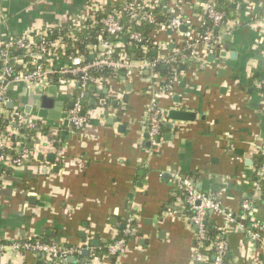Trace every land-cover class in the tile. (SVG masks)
<instances>
[{"label":"crops","instance_id":"1","mask_svg":"<svg viewBox=\"0 0 264 264\" xmlns=\"http://www.w3.org/2000/svg\"><path fill=\"white\" fill-rule=\"evenodd\" d=\"M92 1L0 0V43L79 15ZM119 1L97 0V6L113 7ZM203 1L160 0L157 9L172 17L181 2L180 14L196 19ZM232 11L219 30L223 49L206 58L204 69L182 63L173 94L159 100L168 121L155 148L150 149L146 133V74L119 72L101 90L90 87L84 102L98 106L84 109L88 121L77 132L65 123L71 89L55 83L42 88L51 96L48 88L55 86L54 99L63 103L58 120L40 117L45 127L57 129L54 149L23 157L19 165L0 158V239L85 243L89 250L68 263L88 264L90 251L105 256L106 246L132 222L135 234L122 254L99 264H200L193 261L195 229L185 216L183 192L171 176L176 171L201 191L216 193L221 206L233 213L241 200L252 199L253 217L264 223V190L255 176L258 148L264 144V110L255 86L264 78V0H236ZM147 38L151 58L179 42L176 32L156 27ZM159 70L165 74L167 68ZM35 92L36 87L23 83L7 87L13 105L2 108L0 122L13 109L30 107ZM171 109L194 118L169 119ZM19 130L7 124L0 128L10 140ZM5 147L0 156L11 158L25 149L12 140ZM209 219L224 227L228 252L223 264H264V248H251L236 224L224 226L217 211ZM0 264L52 263L44 254L7 252L0 254Z\"/></svg>","mask_w":264,"mask_h":264},{"label":"built area","instance_id":"2","mask_svg":"<svg viewBox=\"0 0 264 264\" xmlns=\"http://www.w3.org/2000/svg\"><path fill=\"white\" fill-rule=\"evenodd\" d=\"M181 2H177L178 8L172 12L174 16L157 22L155 11L160 6V0H120L118 6L113 7L102 6V3L97 6L96 0L90 2L79 15L68 16L64 21L0 43V113L6 104L12 102L7 93L9 85L23 83L29 87L47 88L55 83L57 87L66 86L71 89L72 106L68 109L67 121L72 130L77 132L88 121L83 101L90 87L101 90L119 72H124L127 76L132 72L146 73L145 81L150 93L145 110L146 133L150 149L155 148L161 140L162 127L168 121L167 110L159 105V100L173 94L183 73L180 68L182 63L193 62L197 69L209 66L206 58L223 49V30H219L229 23V20H225L224 12L217 9L214 0H204L200 4L201 11L197 14V20L180 14ZM109 7L111 11L105 15L100 14ZM145 24L176 32L179 37L178 45L168 53L159 52L157 57L147 56L150 50L149 39L136 30ZM182 26H185V30L181 29ZM81 33L87 34L82 38ZM161 47L165 49L164 46ZM132 48L138 49L139 57L134 52H129ZM16 51L18 53H14ZM160 66L167 68V74L161 73ZM255 86L259 90L264 110V78L256 81ZM95 94L97 95V91ZM118 107L124 110V103L119 101ZM4 118L9 128L14 126L18 129L37 130L32 137L35 142L32 149H22L16 158L0 156L8 165H19L23 157L54 149L57 129L50 128L52 137H45L41 133L45 125L37 114H26L15 108L4 115ZM10 141L0 131L2 152ZM258 154L262 162L255 169V176L259 182H264V144L258 148ZM171 176L184 194L185 209L189 211L185 216L195 229V263L209 260L210 256L204 254L203 250L212 253L208 264L224 263L228 252L224 227H218V233L213 239L209 238L206 229V219L215 211L222 214L224 226L236 224V230L244 235L251 248L256 244L264 248V223L253 217L252 199L241 200L238 212L233 213L221 206L216 193L201 191L195 181L181 172H172ZM134 234L135 228L128 223L122 235L106 246L105 256L99 257L90 251L92 258L88 264H99L103 258L122 254L128 239ZM206 241L208 244H205ZM84 245L85 243L69 245L42 239H0V254L31 252L48 256L52 264H68L69 258L79 257L84 250H89Z\"/></svg>","mask_w":264,"mask_h":264},{"label":"trees","instance_id":"3","mask_svg":"<svg viewBox=\"0 0 264 264\" xmlns=\"http://www.w3.org/2000/svg\"><path fill=\"white\" fill-rule=\"evenodd\" d=\"M215 3H216V6H217V9H219L220 11H223L224 14H225V20H228L230 18H232L233 14H232V5L234 2H236V0L234 1H229V0H214ZM115 6H118V4H115ZM110 8V7H109ZM107 9L105 10L104 12H101L100 14L102 15H105L107 14L109 11H111V8L110 9ZM200 11V10H199ZM155 14H156V20L157 22H160L164 19H166L167 17L169 16H166V15H163V13L160 11V10H156L155 11ZM156 25H152V24H145L143 25L142 27H137L136 30L139 31L140 33H142V35L147 38L149 36V33H151L154 29H155ZM215 31H218L217 29ZM87 33H81L80 36L83 38L86 36ZM94 37V33H92ZM129 52H134L135 56L136 57H139L140 55V52L138 51V49H129ZM14 53H18V51L14 52ZM150 54L151 52L148 53L147 56L150 57ZM0 68H1V64H0ZM106 73V72H105ZM165 74H167V70L165 72ZM91 106H98L97 104L95 105H90L89 103H86L83 101V110L85 108H89ZM4 126H6V121H3V122H0V128L3 127L4 129ZM37 132L36 129H25V128H20L19 130V135H11V140L13 142H21L22 144V147H25L27 149H32L33 148V143L34 141L32 140V137L35 135V133ZM41 133L47 137L48 139H50L52 136H50V133H49V129L47 127H44L42 130H41ZM58 137V135H57ZM55 139V138H54ZM58 146V148L60 147V144L58 143H55V146ZM10 153V152H9ZM262 162V158L261 156H258L257 157V162H256V165H260ZM187 177H189L188 175H185ZM262 183V186H263V190H264V182H261ZM183 199H184V194H183ZM187 211V209H186ZM189 213V211H188ZM246 224L248 223L247 221L245 222ZM131 226L134 227L135 224H133L131 222ZM206 229L208 231V236L210 239H213L217 233H218V227L216 226V224L214 222H212L209 217L206 219ZM47 241V240H46ZM205 244H208V241H206ZM100 251H103V249H100ZM203 251H207V250H203ZM208 255L210 256L209 260L206 261L204 264H208L210 261H211V256H212V253L209 252ZM225 260H226V257H225ZM70 264V263H68ZM201 264V263H200Z\"/></svg>","mask_w":264,"mask_h":264},{"label":"water","instance_id":"4","mask_svg":"<svg viewBox=\"0 0 264 264\" xmlns=\"http://www.w3.org/2000/svg\"><path fill=\"white\" fill-rule=\"evenodd\" d=\"M181 29L185 30V26H182ZM233 55L234 53L231 54V57H233ZM8 88H11V85H9ZM48 93L51 96L45 95L43 93V89L41 86L36 87V92L33 95V102H32L33 108H32V105L30 107H24V113L30 114V113L37 112L38 117H49V118L58 120L60 118V111L62 109L63 103L60 101H56L54 99L55 86H50L48 88ZM90 103H93V101L91 100ZM12 105H13V102L7 104V106H10V107ZM71 106H72V102L70 101L66 104V109L71 108ZM31 110L33 111L31 112ZM168 117L169 119H173V120L185 121V120H192L194 118V114L191 112L183 111V110L179 111V110L171 109L168 112ZM65 123H67V120H65ZM41 157L42 156H40L39 158ZM48 158L51 159V156L49 155ZM69 261L73 262L74 258L73 257L69 258Z\"/></svg>","mask_w":264,"mask_h":264}]
</instances>
